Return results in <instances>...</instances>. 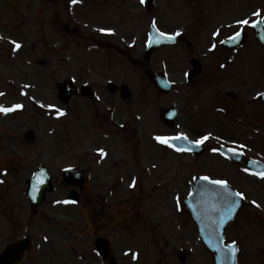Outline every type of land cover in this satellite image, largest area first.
Returning <instances> with one entry per match:
<instances>
[{"label":"rangeland","instance_id":"obj_1","mask_svg":"<svg viewBox=\"0 0 264 264\" xmlns=\"http://www.w3.org/2000/svg\"><path fill=\"white\" fill-rule=\"evenodd\" d=\"M110 1H114L113 7L117 5V13L120 11L125 16L123 19L118 16V22L129 20L134 32L131 31L132 36L125 28L121 29L125 35L116 32L117 41L122 42L119 45L122 51L115 58L117 63L106 66L108 72L97 74L95 69L105 65L104 57L110 53L104 54L95 48L97 44L85 48L86 40L93 38L73 31L82 29L84 24L105 26L89 24L95 17L88 18L93 13L86 11L90 5L88 0L55 3L0 0V107L9 109L6 114L0 112V249L10 240L30 235L34 250L24 264H104L94 254L87 256V249H92L93 238L99 232L112 240L115 264H178L176 253L181 249L186 252V264H212L197 239L195 224L181 205L182 197L190 191L192 178L202 175L226 181L244 196V208L227 228L225 239L227 243L236 241L239 245L237 264H264V179L247 177L242 164L221 160L214 150L193 159L177 155L158 140L170 133L183 132L192 139L209 133L211 138L206 146H218L221 140L227 146L242 144L247 147V157L264 163V109L251 99L257 92H264V53L259 57L258 45L254 51H247L251 52L250 56L240 51L234 62L238 69L233 72L231 66L220 67L230 53L219 48L207 52L209 43L213 42L210 39L213 29L221 31L217 40L235 30L238 17L232 18V15L227 19L228 7L238 13L257 5L259 0H155L151 12L141 6L142 0ZM255 8L258 7L244 11L239 18L249 17ZM187 10L194 17L181 15ZM99 19L115 21L113 14L101 15ZM202 19L214 20L219 25L205 35L196 34V31H205L203 27L214 26L212 22L203 23ZM151 22L169 34L187 27L190 32L185 31L184 36L194 41L192 48L185 50L183 42L154 53L145 62L143 41ZM65 25L69 27L67 35L63 33ZM198 27L201 29L197 30ZM246 33V44L252 46L254 33L250 30ZM131 37L134 44L127 43ZM127 48L134 51L130 58L137 60V64L127 62ZM193 56L201 59L203 73L185 87L183 73L189 71L188 60ZM248 57L258 68L256 72L245 70ZM145 68L163 72L174 83L173 91L167 95L157 92L146 80ZM224 73H227L224 78L233 83L238 82L236 76H242L238 83L243 87L239 102L222 98L226 87L221 88L216 78ZM67 78L74 81L77 90L86 84L103 97L97 112L95 100L88 104L77 96L67 106L68 117L56 118L59 108L63 107L56 100L55 88ZM109 80L117 86L127 84L131 92L127 103L120 102L117 96L109 103V95L104 90ZM206 96L209 99L205 102ZM79 101L85 106L77 109ZM168 106L181 110V116L171 128L158 121L159 110ZM111 112L114 117L108 119ZM196 113H200V121L193 119ZM257 114L262 117V123L256 119ZM73 117H81L82 125L67 126V121L74 122ZM134 118H138V134H133L136 138L126 136L121 142L131 147L133 166L137 165V169L138 165L142 166L134 173L135 189H127L132 168L125 170L132 173L125 180L118 179L115 169H111L116 175L115 181L103 180L98 172L91 177L95 182L89 189L96 191L99 195L95 196L105 202L98 231L89 223L87 210L78 206L61 207L68 193V187L61 183V172L68 167L80 170L84 165L110 175L105 166L112 161L110 153L115 141L111 137L126 135L112 128H118V124L123 125L128 119V126L134 125ZM99 119L114 121L107 126L108 131L100 133L95 131ZM237 120L243 123L239 129ZM27 130H33L36 137L31 145L22 138ZM101 147L106 153L103 159L94 156V151ZM84 151L87 162L80 159ZM40 165L51 172L55 190L31 215L25 195L26 181ZM151 166L157 168L145 174ZM110 190L119 192L110 197ZM127 192L137 203L132 209L124 200L128 199ZM176 195L178 200L173 201ZM70 247L75 251L69 252Z\"/></svg>","mask_w":264,"mask_h":264},{"label":"water","instance_id":"obj_2","mask_svg":"<svg viewBox=\"0 0 264 264\" xmlns=\"http://www.w3.org/2000/svg\"><path fill=\"white\" fill-rule=\"evenodd\" d=\"M55 1V0H47ZM150 5V3H149ZM148 5V6H149ZM164 42H153L150 46L149 52L159 48ZM151 81L163 91H168L170 85L165 80L156 74L148 75ZM64 91V100L68 99L72 95V91L68 86L62 88ZM176 115L174 110L163 111L161 116L165 123L170 125L172 123L171 118ZM25 139L32 142L35 139L31 132L25 135ZM187 146H190L187 144ZM195 154L199 153V150L194 151ZM236 160L237 158L231 157ZM238 161V160H236ZM248 166V165H247ZM67 175H72L70 171H67ZM74 181V179H72ZM79 183V182H78ZM29 190H27V196L29 198L31 206L34 208L43 201L45 192L51 189L49 185V176L42 168L37 171L32 179L28 181ZM194 194L185 202L186 207L192 214L198 227L199 237L205 247L210 251L211 256L215 264H234L235 251L233 246L223 247V231L233 218V215L240 207L241 201L236 196L229 192V190L220 184H211L207 182H197L194 188ZM97 247L101 252H108L107 242L103 239L97 240ZM15 245L9 246L10 253L20 254L19 249H14ZM8 250L5 256L8 255ZM180 262L184 261L183 254L179 255Z\"/></svg>","mask_w":264,"mask_h":264}]
</instances>
